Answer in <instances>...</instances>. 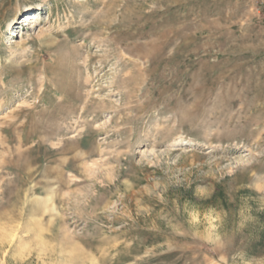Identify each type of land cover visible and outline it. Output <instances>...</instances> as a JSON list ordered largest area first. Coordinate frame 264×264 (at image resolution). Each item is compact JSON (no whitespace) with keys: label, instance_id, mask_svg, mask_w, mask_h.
Instances as JSON below:
<instances>
[{"label":"rangeland","instance_id":"1","mask_svg":"<svg viewBox=\"0 0 264 264\" xmlns=\"http://www.w3.org/2000/svg\"><path fill=\"white\" fill-rule=\"evenodd\" d=\"M0 264H264V0H0Z\"/></svg>","mask_w":264,"mask_h":264},{"label":"bare ground","instance_id":"2","mask_svg":"<svg viewBox=\"0 0 264 264\" xmlns=\"http://www.w3.org/2000/svg\"><path fill=\"white\" fill-rule=\"evenodd\" d=\"M28 17L32 19V16H30V14H29V16H28Z\"/></svg>","mask_w":264,"mask_h":264}]
</instances>
